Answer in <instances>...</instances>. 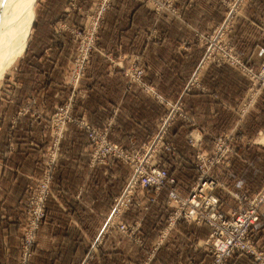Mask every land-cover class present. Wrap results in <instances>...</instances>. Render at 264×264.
<instances>
[{"label": "crops", "instance_id": "obj_1", "mask_svg": "<svg viewBox=\"0 0 264 264\" xmlns=\"http://www.w3.org/2000/svg\"><path fill=\"white\" fill-rule=\"evenodd\" d=\"M55 1L39 3L38 11L44 9L46 18L37 15L36 26L45 23L50 5ZM67 3L68 0L57 1L60 19L74 12L68 11ZM80 3L81 0H76L75 4ZM173 8L174 11L155 12L142 0H114L105 14L90 68L79 83L85 94L76 99L74 112L97 128L108 124L109 139L126 149L139 148L156 133L166 113L161 99L182 103V116L171 123L167 132L173 152L158 154L173 182H167L157 193L144 190L140 197L142 206L131 207L124 214L125 221L139 225L135 235L138 244L112 233L102 249L97 253L95 249L91 264H207L211 257L203 243L209 227L178 221L164 234L169 213L166 201L170 190L175 189L180 196L188 194L189 188L174 174L189 165L196 175V154H209L215 138L220 135L231 134L236 139L234 147L238 151L246 149L245 154L250 159L249 191L261 187L264 175L257 185L255 165L259 160L264 161V146L252 141L264 142V90L243 110L250 85L248 77L234 66L210 64L200 73L199 81L189 91H184L203 53L200 37L223 21L221 0H173ZM38 27L34 36H41ZM230 28L226 37L235 53L256 69L264 61V0H248ZM58 42L47 53L41 47L30 48L16 73L20 78L16 79L19 86L22 84L20 91L35 94L34 107L39 118L29 117L28 121L29 132L32 131L34 137L45 132V127L36 119L45 118L54 109L59 101L54 98L56 94L68 91L62 70L68 60L69 47ZM49 52L53 54L50 57ZM107 53L112 57L113 54L123 56V73L120 68L110 71L104 56ZM133 56L139 58L144 69L143 82L155 94L140 85L126 83L124 69ZM5 114H0V120L8 118ZM9 123L10 118L0 127V133H4L5 127L8 129ZM16 123L10 131L12 145L6 155L4 151L8 147L0 145V264H16L25 224L26 186L28 178L37 174L40 161L41 143L33 147L26 142L20 144L21 130L18 121ZM75 130L69 128L61 143L52 193L46 203L45 220L37 234L31 264H79L121 191L122 183L124 187L128 179V168L125 165L122 168L114 159L90 166L86 138ZM193 139L196 144L191 143ZM24 145L27 157L21 158ZM228 167L212 169L219 182L215 194L220 199L221 210L236 209V198L240 194L233 191L223 197L225 183L221 184L222 180L233 184L244 175L236 163ZM168 170H172L171 174ZM252 228L256 244L264 245V203ZM244 259L228 264L252 263Z\"/></svg>", "mask_w": 264, "mask_h": 264}, {"label": "rangeland", "instance_id": "obj_2", "mask_svg": "<svg viewBox=\"0 0 264 264\" xmlns=\"http://www.w3.org/2000/svg\"><path fill=\"white\" fill-rule=\"evenodd\" d=\"M42 1L45 0L35 1V9H34L35 20L33 19L34 22L32 21L31 24V30H30L31 32L30 35H28L29 37H27L26 46L24 48L25 51L23 50L20 57H18L15 63L12 64V66L6 70V72L0 79V114L6 113L5 116L8 117V118L4 117V119L0 120V127L5 126L7 120L10 118L8 129L7 127H5L6 130L4 131V133H0V141H4L0 143V145L4 144L5 146L8 147L4 151V154L6 155L7 154L6 151L11 148L12 139H11L10 131L13 129L14 124L17 121H18L19 129L21 130L20 144L26 142L28 145L33 147L35 144L41 143V147L39 149L41 150L40 161L37 165V170H36L37 174L36 175L32 174L28 178V185L26 186V193L23 201V207L25 212V219H24L25 224L23 225L22 233L18 244L16 264H31L30 260L32 258L34 247L36 246L37 243L36 242L37 234L44 218L41 219L38 228L35 231L33 229V231L30 232L29 226L31 225L32 227V222L29 223L30 215L28 213L32 209L39 207L41 205L39 203H42V201L46 211V203L52 193L51 184L55 173L56 160L60 151L61 143L65 139V135L69 131V128L71 127H73L74 129L76 128L78 131L77 130L75 131L77 132L80 131L85 136L88 145L87 162L90 166L109 163L110 161H113L112 159H114L115 161L113 162H116V164H118L123 168V158L118 157L115 151L110 150L111 146L109 145H113V144L118 145V144L109 139L108 129L106 128L108 124L103 128H97L95 126H92L87 120H85L83 117L79 116L78 114H76V112H74V108H75L74 105L76 99L85 94L84 91L79 87V83L85 77L86 73L90 68L93 51L95 50V48H97V38L99 31L102 28L105 14L112 7L114 0H81L80 5L75 4L76 0H68L67 3L68 11L74 10V12L67 16L62 15L61 19H60V14L56 8L58 1L56 0L55 3L50 5V10L47 15L48 20L46 19L45 23L41 24L38 27L36 26L37 23L36 20L39 22L38 20L39 17L37 15L44 16V9L41 12L38 11L39 3ZM142 1H145L146 4H148L149 8L157 12L160 10V8L165 7L164 2L170 0H149V1L142 0ZM157 1H158V5H157ZM238 1L240 0H236V2ZM233 2H235V0H221L223 15L228 10L236 7V6L233 7ZM244 4L242 5V7L240 6L241 9L243 8ZM37 27L41 28V32H42L41 36H37V35L34 36ZM216 32H217V27L215 25L210 31L205 32V34L203 35L214 36ZM45 34L48 35V38L44 37ZM54 36L55 38H52ZM215 38H216L215 41L218 44H223L224 43L223 41L230 42V40L227 39L226 37V33L225 35L223 34L221 37L220 35H216ZM52 39H53V43H51ZM200 39H203L202 36L200 37ZM58 40H60L59 41L60 44L69 47V53L67 52L68 60L65 63V65L67 66L65 68L64 67L65 65L63 64V70H62V80L65 81V85L68 87V91L66 93L61 91L60 93L56 94L54 98H56L59 101L54 106V109L45 118L36 119L42 123L43 127H45V132H43V134H41L40 136L37 135L36 137H34L33 135L34 133L32 131L29 132L31 126L28 125L29 124L28 121L30 120L29 117L39 118V115L37 114L38 112L34 107L35 94L31 93L29 95V93H26L24 90L20 91L22 84L19 86V81L17 82V80L20 78L16 76V73H18L19 70L18 67L20 61H25L27 59L30 48L32 49V48L41 47V49L44 50L45 53H47L49 48H53L54 46H57ZM201 45L204 50V46H203L204 42L202 40H201ZM231 47H232V52H234L233 54L241 60V58L235 53L232 45ZM52 55L53 54H50L49 52L48 56L50 57ZM104 56L106 58V61L108 63L111 72L115 68H120L123 73L122 55L113 54L112 57L111 54L107 53ZM263 63L264 61H262L259 64V66ZM141 67L142 66L137 56H133L129 59L128 66L126 67V69H124V76L126 78V83L128 85L137 84V80L140 79V76L138 75V70ZM27 78L28 76L26 75V80ZM31 91L32 89H30L29 92ZM248 93L249 91L246 93V95H248ZM164 101L161 102L163 103V105H164ZM6 104L8 105V107L5 106ZM166 113H167V109H166ZM23 131L26 132L24 133ZM155 134L152 135L150 140L141 144L139 148H134V149L124 148V149L127 150L129 153H135L136 151H139L145 144H148L153 139ZM234 140L236 143L235 137ZM235 143H233V152H229L227 155L229 157V165L236 163L237 169L241 167L243 169L242 173H244V175H242L243 179H241V181L239 180L234 181L233 184L229 180H224V181L222 180L221 182V184H223V182L227 184V185L223 184L224 187L222 193L223 197L225 195L228 197V195H230L229 192H233V191L240 193L236 198V204H237L236 209L222 210V212L225 215H227L229 218H234L237 215L241 214L239 212H242L243 210L245 211L246 208L248 207L247 202L249 196L254 192H256V191L254 192L249 191L248 168L250 167V159L248 155L245 154L246 149H243L241 146L242 151H240L241 149L238 151V149L234 147L236 145ZM255 145L262 146V144H258V140L256 139H255ZM118 146L121 147L120 145ZM26 148L27 146L25 145L21 146V151L23 152L21 158L27 157ZM211 152L213 151L211 150L209 154H211ZM239 152H241L240 155ZM221 166L225 167L224 165L219 164L217 166H213V169L215 167L220 168ZM255 167L257 170V177H258L257 185H259V179H261L264 175V161L259 160L256 163ZM129 171L130 169L128 168V174ZM174 175H176L177 178L181 180V183L182 184L184 183L187 186V189L189 188V190L194 185L197 176L195 175V173L193 174V172L186 171L185 173L183 170L181 171L177 170ZM260 183L262 185V182ZM120 188L121 189L119 190L121 191L118 194H120L123 190V183ZM112 206L113 204L111 205L110 210L106 214L100 226V229L98 230L94 238L87 245L82 260L79 264H91L93 261V258L91 257L94 254L95 249H96L95 253H97L100 249H102L103 244H105L106 242L105 240L110 238L109 236L112 233H116L120 237L125 239H130L134 243L138 244L135 235L133 236V234L130 233H128V235L123 234V232H121L117 228H111L105 233L102 232L103 224L107 219V217L109 216ZM233 213H239V214L234 215ZM211 232L212 230L209 228V232L206 239L209 238ZM31 233H33V235H31ZM250 235L253 244L257 249V253L260 254V257L257 258L256 256H251L248 254L235 253L230 257L226 258L222 264H228L235 260L240 261L241 259L244 258L247 260L250 259V261L252 262L251 264H264V245L258 246L256 244L253 236V229L251 230ZM31 237L32 239L34 238L33 242L30 240ZM156 247L157 246L153 248L155 249ZM154 249L153 250L151 249V252L152 251L154 252ZM207 251L211 257L207 263L209 264L213 260L214 256L212 252L209 251V249H207Z\"/></svg>", "mask_w": 264, "mask_h": 264}, {"label": "built area", "instance_id": "obj_3", "mask_svg": "<svg viewBox=\"0 0 264 264\" xmlns=\"http://www.w3.org/2000/svg\"><path fill=\"white\" fill-rule=\"evenodd\" d=\"M246 1L236 2L235 0L233 7H236L224 13L223 21L217 27L216 34L214 36H202L203 39L200 40L204 42V50L184 91H189L199 81L200 73L208 64H228L240 69L248 77L251 83L249 93L243 103V110L245 109L244 106L248 107L255 97L264 90V63L255 69L233 54L230 42L222 40L224 43L218 44L215 41L216 35L221 37L230 30L235 15L238 14L241 9L240 6L242 7ZM164 4L165 7L160 8V10L171 9L174 11L173 0L164 2ZM138 75L140 79L137 80V84L146 91L155 94L151 87L143 82L144 69L142 67L139 68ZM163 101L161 99V102ZM181 104L179 100L176 102L164 101L167 113L161 117L160 125L153 139L139 151L129 153L124 147L121 148L116 144L109 145L111 146L110 150L115 151L118 157L123 158V165L128 166L130 171L122 192L114 198L111 212L103 224L102 232L105 233L111 228H117L123 234L136 235L139 225L125 221V212L131 207L139 208L142 206L140 197L144 190L147 189L157 193L167 182H173L157 154L162 151L173 152V145L167 140V132L171 123L182 116ZM191 143L196 144V140L193 139ZM233 143H235V140L231 134L220 135L214 140L211 154L197 153L194 164L197 176L194 185L184 197L178 195L174 190H170L166 201L169 213L164 234L174 227L178 221L206 225L212 230L209 238L203 243L214 256L209 264H222L226 258L235 253L260 257L253 244L250 232L253 229V224L259 219L260 206L264 203V179L261 187L249 196L246 210L239 212L241 214L233 213L234 215L239 214L234 218H229L222 212L220 199L215 194L219 182L212 174L213 166L220 164L226 167L229 165L227 155L229 152H233ZM252 143L255 144V140ZM258 144L264 146L261 141H258ZM39 204H41L39 207L28 213L30 215L29 223L32 222V227L29 226L30 232L38 228L41 219L45 216L43 201ZM30 240L33 242L34 238L31 237Z\"/></svg>", "mask_w": 264, "mask_h": 264}, {"label": "bare ground", "instance_id": "obj_4", "mask_svg": "<svg viewBox=\"0 0 264 264\" xmlns=\"http://www.w3.org/2000/svg\"><path fill=\"white\" fill-rule=\"evenodd\" d=\"M35 1L0 0V79L26 46L35 16Z\"/></svg>", "mask_w": 264, "mask_h": 264}, {"label": "trees", "instance_id": "obj_5", "mask_svg": "<svg viewBox=\"0 0 264 264\" xmlns=\"http://www.w3.org/2000/svg\"><path fill=\"white\" fill-rule=\"evenodd\" d=\"M166 160H167V159L164 158V161H166ZM231 166H232V164H230L229 167H228L227 169H230ZM180 168H181V167H180ZM168 171H169V170H168ZM171 171H172V170H171ZM171 171H169L170 174H171ZM186 171L191 172V170H190V166H189V165L185 166L184 172L186 173ZM45 215H46V214H45ZM44 220H45V217H44ZM44 220H43V222H44Z\"/></svg>", "mask_w": 264, "mask_h": 264}]
</instances>
